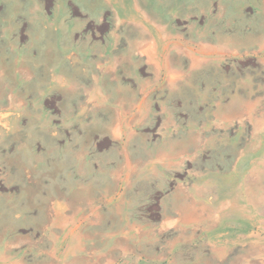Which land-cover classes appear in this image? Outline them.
Segmentation results:
<instances>
[{"label": "rangeland", "instance_id": "1", "mask_svg": "<svg viewBox=\"0 0 264 264\" xmlns=\"http://www.w3.org/2000/svg\"><path fill=\"white\" fill-rule=\"evenodd\" d=\"M0 264H264V0H0Z\"/></svg>", "mask_w": 264, "mask_h": 264}]
</instances>
